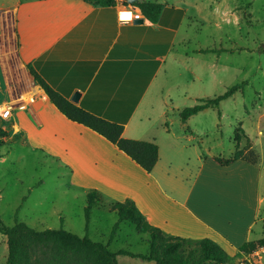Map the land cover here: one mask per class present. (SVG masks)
<instances>
[{
	"label": "crops",
	"instance_id": "0c3cea01",
	"mask_svg": "<svg viewBox=\"0 0 264 264\" xmlns=\"http://www.w3.org/2000/svg\"><path fill=\"white\" fill-rule=\"evenodd\" d=\"M156 1L162 4L156 22L123 1L106 6L85 0L2 3L0 74L5 89L9 93L12 88L13 61L26 81V87H19L34 94L33 102L17 110L16 128L34 148L59 161L70 174L69 184L97 190L103 201L108 199L109 209L116 201L131 199L148 228L158 227L190 244L210 238L225 251H236L251 240L263 201L260 166L242 159L216 162L220 154L208 147L205 151L208 129L191 127V116L185 122L179 117L183 108L172 99V91L180 81H168L188 62V53L177 47L191 41L186 30L192 27L191 18L208 21L209 12L228 11L215 0ZM120 6L139 13L143 21H121L119 11L129 18L130 10ZM28 65L70 101L78 91V101H71L77 106L122 124V136L156 143L153 169L145 171L115 144L68 119L34 82ZM189 75L192 82L200 79L193 66ZM216 135L221 136L217 130Z\"/></svg>",
	"mask_w": 264,
	"mask_h": 264
},
{
	"label": "rangeland",
	"instance_id": "374dc122",
	"mask_svg": "<svg viewBox=\"0 0 264 264\" xmlns=\"http://www.w3.org/2000/svg\"><path fill=\"white\" fill-rule=\"evenodd\" d=\"M2 3L7 4L6 0H0V6ZM214 4L223 7L228 14L209 12V20L199 22L191 18L192 27L186 29L191 41L177 47L178 52L188 53L187 59L183 57L188 62L168 81L169 84L180 81L172 91V99L180 108L193 105L197 98L214 97L240 84L236 92L221 100L218 108L209 107L192 115L190 124L208 129L210 146H206L205 151L208 147L211 152L220 154L219 157H229L238 147L244 153L251 150L257 156L253 164L260 166L258 190L263 201L250 233L253 240L264 237V0H215ZM197 47L216 51L193 53ZM10 66L13 74L9 93L0 74V106L9 103L13 107L9 118L0 115V126L7 131L6 136L0 137V219L6 225L21 221L37 230L63 228L108 243L118 219L116 212L108 208V199L92 208L86 227L87 190L69 184L70 174L59 161L47 150L34 148L16 128V112L27 103L23 99L32 93L30 89L19 87H26V81L13 61ZM192 66L200 75L194 82L189 80ZM216 130L221 136L216 135ZM200 149L197 148L199 152ZM147 230V224L138 230L132 223L120 222L109 248L114 252L122 249L146 253ZM226 253L228 260L224 264H243L249 258L239 249L232 252L226 249ZM6 257V237L0 233V264H5ZM251 257L264 264V247ZM117 261L118 264H156L122 254L117 255Z\"/></svg>",
	"mask_w": 264,
	"mask_h": 264
},
{
	"label": "trees",
	"instance_id": "16d2710c",
	"mask_svg": "<svg viewBox=\"0 0 264 264\" xmlns=\"http://www.w3.org/2000/svg\"><path fill=\"white\" fill-rule=\"evenodd\" d=\"M93 5H115L118 0H85ZM123 4L140 9L142 15L151 22H156L160 16L162 4L156 0H122ZM214 52L215 49L205 48L198 52ZM28 70L34 80L46 93L49 101L68 119L80 123L115 144L119 150L134 160L145 171L150 172L158 161V146L153 141L126 138L122 136L123 125L106 120L71 102L50 86L34 69L28 65ZM240 88V84L230 86L226 91L214 97L197 98V101L179 111V117L185 122L190 116L209 107H219L221 100L231 96ZM220 115V113H219ZM7 131L0 126V137L6 136ZM239 140V136H237ZM220 164H230L242 159L255 163L257 156L253 151L244 153L238 147L229 158L215 157ZM102 201L97 190L91 189L86 193L84 214L86 227L90 222L92 208ZM118 219L114 223L108 243L95 241L87 234L80 236L63 228H47L37 230L24 222L15 221L6 225L0 219V233L5 235L7 257L5 264H118L117 255L154 262L156 264H224L228 255L222 246L210 238H202L194 244L179 236L165 235L160 228H148V251L146 253L129 250L112 251L109 243L120 222H129L139 230L144 222L142 212L131 199L116 201L110 205ZM264 247V237L248 240L239 246V250L249 256L243 264H259L252 254ZM251 257V258H250Z\"/></svg>",
	"mask_w": 264,
	"mask_h": 264
},
{
	"label": "built area",
	"instance_id": "2783aa9c",
	"mask_svg": "<svg viewBox=\"0 0 264 264\" xmlns=\"http://www.w3.org/2000/svg\"><path fill=\"white\" fill-rule=\"evenodd\" d=\"M122 8L124 9H128L130 10V17L129 18H122L120 16V11H119V18L121 21L123 20H132V19H137V18H140V14L139 13H132V9L128 8V7H125V6H122ZM23 99V98H22ZM25 101H28V102H33L34 100V94H31L27 99H23ZM12 105L9 104V103H4L3 105L0 106V115L4 118V119H7L11 116V111H12Z\"/></svg>",
	"mask_w": 264,
	"mask_h": 264
},
{
	"label": "water",
	"instance_id": "95a60500",
	"mask_svg": "<svg viewBox=\"0 0 264 264\" xmlns=\"http://www.w3.org/2000/svg\"><path fill=\"white\" fill-rule=\"evenodd\" d=\"M143 20L141 18L134 19L135 23H141ZM80 97V93L77 91L74 93V95L71 98V101L77 102Z\"/></svg>",
	"mask_w": 264,
	"mask_h": 264
},
{
	"label": "bare ground",
	"instance_id": "6f19581e",
	"mask_svg": "<svg viewBox=\"0 0 264 264\" xmlns=\"http://www.w3.org/2000/svg\"><path fill=\"white\" fill-rule=\"evenodd\" d=\"M35 90H36V91H38V90H39V88H38V87H36V88H35Z\"/></svg>",
	"mask_w": 264,
	"mask_h": 264
}]
</instances>
